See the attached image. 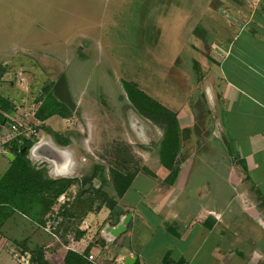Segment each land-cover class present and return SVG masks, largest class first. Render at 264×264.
<instances>
[{"label": "rangeland", "instance_id": "rangeland-1", "mask_svg": "<svg viewBox=\"0 0 264 264\" xmlns=\"http://www.w3.org/2000/svg\"><path fill=\"white\" fill-rule=\"evenodd\" d=\"M242 1L0 0V98L11 104L4 113L8 122L0 126V178L11 163L7 157L11 143H3L11 124L25 119L26 124L37 125L40 107L48 95H55L56 85L61 97L67 91L70 95V101L64 97L59 101L70 114L40 120L38 140L46 138L66 152L72 169L56 168L45 159L50 156L47 147L40 151L44 158H35L32 148L28 159L43 160L50 179H75L76 183L63 195L65 204L58 198L49 213L55 208L62 213L66 207L76 215L74 222L64 217L57 229L67 232L81 226L82 210L88 214L110 210L112 194L106 191L110 187L102 188L107 198L96 193L102 184L99 175L111 185L113 172L132 176L145 165L149 168L159 162L164 135L134 109L126 83L136 84L178 113L180 124L188 125L183 147L195 145L207 135L206 78L213 65L209 55L225 34L238 31L237 25L229 29L228 23L253 21V3L248 13H241L245 12ZM204 38L217 43L209 46ZM192 70L198 73L197 83ZM53 134L69 144L58 145ZM66 170L71 172L63 173ZM87 198L93 203L85 202ZM10 208L13 212L0 233V263L13 259L20 264L25 251L29 255L37 250L29 234L45 220L34 222L29 213ZM102 213L98 221L106 211Z\"/></svg>", "mask_w": 264, "mask_h": 264}, {"label": "crops", "instance_id": "crops-1", "mask_svg": "<svg viewBox=\"0 0 264 264\" xmlns=\"http://www.w3.org/2000/svg\"><path fill=\"white\" fill-rule=\"evenodd\" d=\"M242 3L241 13L253 3V21L228 23L238 31L225 34L209 55L207 135L182 145L174 181L169 183L171 170L159 157L133 175L123 197L106 190L117 203L112 214L82 210L81 226L61 230V244L32 230L29 235L49 264H65L69 252L91 254L97 264H130L128 259L131 264H264V0ZM209 41V46L217 43ZM191 73L197 83L198 73ZM65 165L72 169L62 158L59 166ZM128 214L127 231L112 238L106 229Z\"/></svg>", "mask_w": 264, "mask_h": 264}, {"label": "trees", "instance_id": "trees-1", "mask_svg": "<svg viewBox=\"0 0 264 264\" xmlns=\"http://www.w3.org/2000/svg\"><path fill=\"white\" fill-rule=\"evenodd\" d=\"M204 42L210 44L207 38H204ZM54 88L56 90L55 97L48 95L38 112L39 120L46 121L54 114H60L64 117L70 114V109L68 110V108L59 102L60 98L63 97L70 101L68 91L66 96L61 97L59 87L55 85ZM125 90L134 109L141 116L152 121L163 130L164 135L160 143V162L164 167L171 170L169 183H172L178 171V156L182 147L183 134H187L188 129H182L179 125L178 113L148 96L136 84L126 83ZM10 107L11 104L8 100L0 98V126L8 122V118L4 113H7ZM53 137L55 142L60 146H67L69 144L67 140L61 141L59 138L56 139V134H53ZM10 146V153L15 156V159L0 178V233L3 231L4 223L10 218L11 211L13 212L11 208L7 210L8 206L29 213L34 222H42L44 217L54 207L57 199L76 183L75 179H50L45 167L36 169L31 160L28 159L29 150L33 146L32 142L23 139L11 142ZM23 148H26L25 152H22ZM112 174L111 185L107 183L108 181L101 174L99 175L102 184L101 188L96 191L97 195L104 198L108 197L107 193L102 189L104 186L110 187L118 198L123 197L129 189L133 175L125 176L118 172H113ZM85 181L89 180L86 179ZM110 200V211L112 214L117 203L113 199ZM85 202L93 203V200L87 198ZM61 215L65 218L71 217V212L64 207ZM25 254H28V250L25 251ZM36 255L43 256V252L37 249L29 254L31 258ZM65 264L93 263L89 262L84 255L69 252L65 257ZM164 264H169V260H166Z\"/></svg>", "mask_w": 264, "mask_h": 264}, {"label": "built area", "instance_id": "built-area-1", "mask_svg": "<svg viewBox=\"0 0 264 264\" xmlns=\"http://www.w3.org/2000/svg\"><path fill=\"white\" fill-rule=\"evenodd\" d=\"M19 120H14V122L11 124L10 128H9V133L8 135L5 137L3 143L5 144H9L13 141H20V140H27L33 143L32 148H34L36 145L40 144L43 139H39V133L37 130V126L38 123L40 124L41 121L34 119L37 122L36 124H31L29 122L26 124L25 119H20ZM35 123V122H34ZM33 125V126H32ZM262 138L264 140V132L262 134ZM31 148V149H32ZM32 162V161H31ZM33 166L36 169H40L43 168V160L41 161H37L32 163ZM61 197V198H60ZM59 197V202H62L60 204H65V202H63V195ZM62 206V205H61ZM64 217L63 215H61V213L59 212V210H56V208L54 209V211H52L51 213H49L47 215V217L45 218V222L44 225H37L41 230H43L44 232L48 233L50 236L53 237L54 242L61 244L62 243V239H61V234L60 232L57 230L59 229V226L63 223ZM89 262L93 263V264H97L95 261V257L93 255H88L86 258ZM31 260V257L29 255H21V264H29Z\"/></svg>", "mask_w": 264, "mask_h": 264}, {"label": "water", "instance_id": "water-1", "mask_svg": "<svg viewBox=\"0 0 264 264\" xmlns=\"http://www.w3.org/2000/svg\"><path fill=\"white\" fill-rule=\"evenodd\" d=\"M42 148H44V147H42ZM49 149H50V154H49L50 156H46V157L51 161H57L58 162L59 161L58 158H59L60 154H58V150L56 149V147L51 146V148H49ZM33 150H32V153H33ZM25 151H26V148H23L22 152H25ZM7 157H8L10 162H13L15 159V156L11 153H9L7 155ZM38 157H40V156H38ZM130 219H131V214H128L127 216H125L120 221V223L117 226L107 228L106 229L107 233H109V235L112 238H117L120 235L124 234L127 231V227H128L129 222H130ZM128 260L130 261V264H131V259H128ZM29 264H49V262L42 255H36V256H33L31 258Z\"/></svg>", "mask_w": 264, "mask_h": 264}, {"label": "bare ground", "instance_id": "bare-ground-1", "mask_svg": "<svg viewBox=\"0 0 264 264\" xmlns=\"http://www.w3.org/2000/svg\"><path fill=\"white\" fill-rule=\"evenodd\" d=\"M134 131V130H133ZM51 146H53L54 147V145L50 142V141H48V139H46V138H43V141L40 143V144H38V145H36L33 149V156L34 157H38V156H40V157H43V156H41L40 155V151H41V149H42V147H48V148H51ZM57 149V148H56ZM58 150V154H60L61 156H62V158H63V160H64V163L66 164L67 163V161H69L68 160V157H67V154H66V152H64V151H62V150H60V149H57ZM59 155V156H60ZM44 158V157H43ZM43 158H40V159H43ZM58 158V157H57ZM45 159H47L48 160V158L47 157H45ZM48 161H50V162H52V163H55L56 164V168H59L58 167V165H59V162H57V161H51V160H48ZM55 172H56V170H55ZM69 170L67 171H63V173H66V174H69ZM56 175H59V174H56Z\"/></svg>", "mask_w": 264, "mask_h": 264}, {"label": "flooded vegetation", "instance_id": "flooded-vegetation-1", "mask_svg": "<svg viewBox=\"0 0 264 264\" xmlns=\"http://www.w3.org/2000/svg\"><path fill=\"white\" fill-rule=\"evenodd\" d=\"M44 148H46V147H44ZM44 148H42V149H44ZM42 149H41V150H42ZM58 160H59V161H58L59 163H62V157H61V155L59 156ZM60 167H61V166H60ZM64 168L66 169V168H67V165H65Z\"/></svg>", "mask_w": 264, "mask_h": 264}]
</instances>
